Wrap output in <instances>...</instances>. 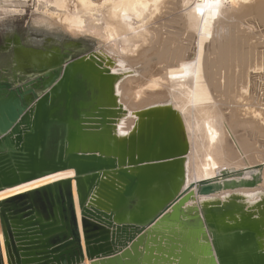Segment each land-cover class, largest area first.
Wrapping results in <instances>:
<instances>
[{"label":"water","instance_id":"1","mask_svg":"<svg viewBox=\"0 0 264 264\" xmlns=\"http://www.w3.org/2000/svg\"><path fill=\"white\" fill-rule=\"evenodd\" d=\"M66 39L2 62L0 192L74 176L0 201V264H264V163L188 181L183 115L130 112L97 39Z\"/></svg>","mask_w":264,"mask_h":264},{"label":"bare ground","instance_id":"2","mask_svg":"<svg viewBox=\"0 0 264 264\" xmlns=\"http://www.w3.org/2000/svg\"><path fill=\"white\" fill-rule=\"evenodd\" d=\"M29 1L0 0V18L25 14ZM32 1L38 26L97 39L123 76L118 94L130 112L167 102L183 115L188 181L264 160V74L252 73L264 71V31H253L264 28V0ZM73 176L64 171L1 191L0 201ZM261 176L251 197L264 195V168ZM73 189L80 223L75 182Z\"/></svg>","mask_w":264,"mask_h":264},{"label":"flooded vegetation","instance_id":"3","mask_svg":"<svg viewBox=\"0 0 264 264\" xmlns=\"http://www.w3.org/2000/svg\"><path fill=\"white\" fill-rule=\"evenodd\" d=\"M16 36L21 38L23 44L27 46H33L37 48H42L44 45L48 46L47 42L45 41L46 38H52L55 40L56 44L59 46H63L66 42V36H62L60 34H35L31 31L29 25H22L20 28L11 27L3 32H0V76H7L9 71H7V67L2 65V62L5 60L10 59L9 57L12 55V50L14 48V42ZM33 36L42 37L40 39L34 38ZM9 48V51L6 49ZM11 60V59H10Z\"/></svg>","mask_w":264,"mask_h":264},{"label":"rangeland","instance_id":"4","mask_svg":"<svg viewBox=\"0 0 264 264\" xmlns=\"http://www.w3.org/2000/svg\"><path fill=\"white\" fill-rule=\"evenodd\" d=\"M175 1H179V0H175ZM182 10V9H181ZM180 10L177 11L178 13L176 14H180L182 13V11ZM1 17V16H0ZM37 17V14L35 12V6H34V3L33 1H29L28 4H27V7H26V12L25 14L23 15H15V16H9V17H5V18H0V32H3L4 30L8 29V28H11V27H16V28H20L22 25H29L30 29L32 32H34L35 34H50V35H53L54 34H60L62 36H69V37H72L70 36L68 33H66L65 31H57V30H47L41 26H38L37 24H35V19ZM41 28V29H40ZM264 31V28L263 27H259L257 30L256 29H253V31ZM67 36V37H68ZM75 39H82L84 40L87 44L89 45H92L91 43V37H80V38H75ZM95 44V47L97 46V43L94 42ZM253 74L255 75H259V74H264V71L262 72H252ZM261 105H262V110H264V101L261 102ZM264 163V160H261L259 161V164H262ZM254 165H257V164H254ZM254 165H251V166H254Z\"/></svg>","mask_w":264,"mask_h":264},{"label":"crops","instance_id":"5","mask_svg":"<svg viewBox=\"0 0 264 264\" xmlns=\"http://www.w3.org/2000/svg\"><path fill=\"white\" fill-rule=\"evenodd\" d=\"M90 264V263H89Z\"/></svg>","mask_w":264,"mask_h":264}]
</instances>
